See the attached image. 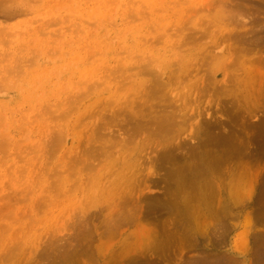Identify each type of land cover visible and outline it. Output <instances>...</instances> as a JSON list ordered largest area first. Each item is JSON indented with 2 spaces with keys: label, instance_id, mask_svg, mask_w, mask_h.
Wrapping results in <instances>:
<instances>
[{
  "label": "rangeland",
  "instance_id": "1",
  "mask_svg": "<svg viewBox=\"0 0 264 264\" xmlns=\"http://www.w3.org/2000/svg\"><path fill=\"white\" fill-rule=\"evenodd\" d=\"M78 1L0 0V264H264V0Z\"/></svg>",
  "mask_w": 264,
  "mask_h": 264
},
{
  "label": "bare ground",
  "instance_id": "2",
  "mask_svg": "<svg viewBox=\"0 0 264 264\" xmlns=\"http://www.w3.org/2000/svg\"><path fill=\"white\" fill-rule=\"evenodd\" d=\"M76 1H77V0H76ZM79 1H81V0H79ZM79 1H78V2H79ZM83 1H84V0H83ZM100 1H101V2H100ZM100 1H99L98 4H100V3L102 4V0H100ZM136 1H137V0H136ZM136 1H134V2H136ZM203 1H204V0H203ZM205 1H206V0H205ZM207 1H208V0H207ZM74 2H75V1H74ZM78 2H77V3H78ZM114 2H115V0H114ZM58 3H60V0H59ZM63 3H64V2H62V4H63ZM110 3H113V2L110 0ZM115 3H116V2H115ZM182 3H183V2H182ZM208 3H209V1H208ZM213 3H214V2H213ZM215 3H216V2H215ZM56 4H57V3H56ZM62 4L60 3V4H58V5L61 6ZM83 4H84V3H83ZM96 4H97V3H96ZM107 4H108V3H107ZM204 4H205V3H204ZM219 4H220V3H219ZM104 5H105V4H104ZM135 5H136V4H135ZM164 5H165V4H164ZM48 6H49V5H48ZM48 6H47V7H48ZM64 6H65V4H64ZM80 6H81V5H80ZM106 6H108V5H106ZM142 6H143V4H142ZM206 6H207V3H206ZM215 6H216V5H215ZM217 6H218V4H217ZM77 7H78V6H77ZM109 7H110V6H109ZM193 7H194V6H193ZM193 7H192V8H193ZM207 7H208V6H207ZM207 7H206V8H207ZM224 7H225V6H224ZM64 8H65V7H64ZM95 8H96V7H95ZM115 8H116V6H115ZM115 8H114V9H115ZM130 8H131V7H130ZM141 8H142V7H141ZM146 8H147V7H146ZM168 8H169V7H168ZM210 8H211V7H210ZM210 8H209V9H210ZM59 9H60V8H59ZM59 9H57V10H59ZM111 9H112V8H111ZM111 9H110V10H111ZM132 9H133V8H132ZM134 9H135V8H134ZM199 9H200V6H199V8H198V11H199ZM209 9H208V10H209ZM211 9H212V8H211ZM225 9H226V8H225ZM55 10H56V9H55ZM105 10H106V9H105ZM143 10H145V9L143 8ZM186 10H187V9H186ZM189 10H191V8H190ZM226 10H227V9H226ZM108 11H109V10H108ZM136 11H137V10H136ZM140 11H141V10H140ZM193 11L195 12V10H193ZM200 11H201V10H200ZM228 11H230V10H228ZM232 11H233V10H232ZM97 12H98V11H97ZM128 12H129V11H128ZM145 12H147V11L145 10ZM178 12H179V11H178ZM210 12H211V11H210ZM132 13H133V12H132ZM132 13H131V14H132ZM139 13H140V12H139ZM141 13H142V12H141ZM141 13H140V14H141ZM190 13H191V12H190ZM232 13H233V12H232ZM55 14H56V12H55ZM67 14H68V13H67ZM136 14H137V13H135L134 15L136 16ZM148 14H149V13H148ZM187 14H188V11H187L186 15H187ZM192 14H193V13H192ZM192 14H191V15H192ZM196 14H197V12H196ZM196 14H195V15H196ZM61 15H62V14H61ZM129 15H130V14H129ZM129 15H128V17H129ZM173 15H174V14H173ZM186 15H184V17H185ZM211 15H212V14H211ZM228 15H229V14H228ZM228 15H227V16H228ZM230 15H233V14H230ZM132 16H133V15H132ZM135 16H134L133 18H136ZM140 16H141V15H140ZM174 16H175V15H174ZM187 16H188V15H187ZM193 16H194V15H193ZM63 17H65V16H63ZM72 17H73V16H72ZM123 17H125V16H123ZM128 17H126V18H128ZM130 17H131V15H130ZM130 17H129V19H130ZM144 17H145V16H144ZM111 18H112V17H111ZM126 18H125V19H126ZM170 18H172V17H170ZM230 18H231V17H230ZM64 19H65V18H64ZM73 19H74V18H73ZM200 19H201V18H200ZM203 19H204V18H203ZM233 19H234V18H233ZM236 19H237V18H236ZM135 20H136V19H135ZM230 20H231V19H230ZM94 22H95V21H94ZM103 22H104V21H103ZM113 22H114V20H113ZM118 22H119V21H118ZM118 22H117V23H118ZM187 22H188V21H187ZM200 22H201V20H200ZM207 22H208V21H207ZM86 23H87V22H86ZM110 23H111V22H110ZM188 23H190V22H188ZM188 23H187V24H188ZM81 24L84 25V23H81ZM161 24H162V23H161ZM161 24H160V25H161ZM199 24H200V23H199ZM210 24H211V23H210ZM201 25H203V23H201ZM76 26H77V25H76ZM98 26H99L98 28L101 29V28H100L101 24L98 25ZM172 26H173V25H172ZM211 26H214V25H211ZM211 26H210V27H211ZM91 27H92V26H91ZM94 27H96V25H95ZM181 27H182V26H181ZM83 28H84V27H83ZM86 28H87V27H86ZM105 28H106V26H105ZM185 28H187V27H185ZM93 29H94V31L92 32V31L90 30L89 33H91V32H92V33L96 32V28H93ZM109 29H110V28H109ZM164 29H165V28H164ZM182 29H183V28H182ZM75 30H76V28H75ZM158 30H159V29H158ZM76 31H77V30H76ZM151 31H153V30H151ZM162 31H163V29H162ZM167 31H169V30H167ZM82 32H84V30H83ZM109 32H110V31H109ZM180 32H181V31H180ZM67 33H69V32H67ZM73 33H76V32H73ZM77 33H78V32H77ZM84 33H85V32H84ZM84 33H83V34H84ZM92 33H91V34H92ZM107 33H108V32H106V34H107ZM158 33H159V32H158ZM163 33H165V32H163ZM69 34H70V33H69ZM80 34H81V33H80ZM113 34H114V33H113ZM113 34H111V35H113ZM150 34H151V33H150ZM74 35H76V34H74ZM103 35H104V34H103ZM158 35H159V34H158ZM164 35H165V34H164ZM76 36H78V35H76ZM76 36H75V37H76ZM93 36H94V35H93ZM146 36H147V35H146ZM167 36H168V35H167ZM176 36H177V35H176ZM150 37H151V36H150ZM150 37H149V38H150ZM156 37H157V35H156ZM161 37H162V36H161ZM90 38H91V36H90ZM94 38H95V37H94ZM158 38H159V37H158ZM67 39H69V38H67ZM74 39H75V38H74ZM86 39H87V38H86ZM106 39H107V37H106ZM79 40H80V39H78V41H79ZM110 40H112V39H110ZM110 40H109V41H110ZM150 40H151V39H150ZM156 40H157V39H156ZM156 40H155V41H156ZM83 41H84V40H83ZM107 41H108V40H107ZM112 41H114V39H113ZM96 42H97V41H96ZM96 42H95V44H96ZM102 42H103V41H102ZM106 43H107V42H106ZM151 43H152V41H151ZM156 43H157V41H156ZM64 44H66V43H64ZM68 44H69V43H68ZM112 44H113V43H112ZM116 44H117V43H116ZM152 44H153V43H152ZM107 45H108V44H107ZM68 46H69V45H68ZM102 46H103V45H102ZM152 46H153V45H152ZM74 47H75V46H74ZM74 47H73V48H74ZM90 47H93V46H90ZM99 47H100V46H99ZM105 47H107V46L105 45ZM94 48H95V47H94ZM96 48H97V47H96ZM116 48H117V47H116ZM116 48H115V49H116ZM118 48H119V46H118ZM121 48H122V47H121ZM129 48H130V47H129ZM89 49H90V48H89ZM107 49H108V48H107ZM111 49H112V48H111ZM150 49H151V48H150ZM81 50H82V49H81ZM100 50H101V49H100ZM102 50H105V48H103ZM153 50H154V49H153ZM179 50H180V49H179ZM92 51H93V49H92ZM94 51H95V50H94ZM94 51H93V52H94ZM110 51H111V50H110ZM121 51H123V50H121ZM130 51H131V50H130ZM95 52H96V51H95ZM95 52H94V53H95ZM102 52H104V51H102ZM150 52H151V51H150ZM91 53H92V52H91ZM96 54H99V53H96ZM96 54H94V55L96 56ZM72 55H73V54H72ZM75 55H76V54H75ZM79 55H80V54H79ZM79 55H78V56H79ZM94 55H93V53H92L91 56H94ZM158 55H159V54H158ZM166 55H167V53H166ZM161 56H162V55H161ZM176 57H177V56H176ZM74 58H75V57H74ZM90 58H91V57H90ZM77 59H79V58H77ZM155 59H156V57L154 58V60H155ZM178 59H179V58H178ZM72 60H73V59H72ZM72 60H71V61H72ZM75 60H76V58H75ZM88 60H90V59L88 58ZM94 61H95V60H94ZM87 62H89V61H87ZM87 62H86V63H87ZM120 62H122V61H120ZM123 62H124V61H123ZM89 63H90V62H89ZM77 64H78V63H77ZM120 64H121V63H120ZM123 64H124V63H123ZM97 65H98V64H97ZM157 65H158V64H157ZM94 66H95V65H94ZM159 66H160V65H159ZM86 67H87V66H86ZM117 67H118V65H117ZM117 67H116V69L118 70ZM119 68H120L119 70H121L122 66H120ZM87 69H88V68H87ZM123 69H124V68H123ZM119 70H118V71H119ZM89 71H90V70H89ZM91 71H93V70L91 69ZM109 72H110V71H109ZM115 72H116V71H115ZM115 72H114V73H115ZM90 73H91V72H90ZM99 73H100V72H99ZM118 73H119V72H118ZM118 73H117V74H118ZM115 74H116V73H115ZM173 74H174V73H173ZM110 75H111V74H110ZM112 75H113V74H112ZM118 75H119V74H118ZM132 75H134V74H132ZM129 76H130V75H129ZM86 77H87V76H86ZM113 78H114V77H113ZM90 79H91V78H90ZM86 80H88V79H86ZM129 82H130V81H129ZM132 85H133V84H132ZM107 86H108V85H107ZM107 89H108V88H107ZM41 94H42V93H41ZM119 94H120V93H119ZM116 99H117V98H116ZM116 99H115V101H116ZM113 102H114V101H113ZM76 114H77V113H76ZM169 115H171V114H169ZM166 118H167V117H166ZM169 118H170V117H169ZM168 120H169V119H168ZM148 123H150V122H148ZM153 123H154V122H153ZM139 124H140V123H138V126H140ZM143 125H144V124H141V126H143ZM152 125H153V124H152ZM135 126H136V125H135ZM169 126H170V125H169ZM173 126H174V125H173ZM173 126H172V127H173ZM146 127H147V126H146ZM148 127H149V126H148ZM150 128H152V127H150ZM143 129H144V130H145V129L147 130V128H142V130H143ZM137 130L139 131L140 128H139V129H136L135 131H137ZM146 130H145V132H148V131H146ZM151 130H152V129H151ZM153 130H154V129H153ZM140 131H141V130H140ZM153 136H154V134H153ZM154 138H155V137H154ZM34 171H35V170H34Z\"/></svg>",
  "mask_w": 264,
  "mask_h": 264
}]
</instances>
